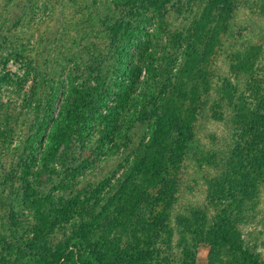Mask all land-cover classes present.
<instances>
[{
	"label": "trees",
	"instance_id": "1",
	"mask_svg": "<svg viewBox=\"0 0 264 264\" xmlns=\"http://www.w3.org/2000/svg\"><path fill=\"white\" fill-rule=\"evenodd\" d=\"M93 1L105 48L78 44L61 83L47 68L43 98L0 112L19 151L0 166V264H264L239 227L264 184L261 21L238 26L241 0ZM200 118L224 144L202 143ZM196 176L206 203L181 204Z\"/></svg>",
	"mask_w": 264,
	"mask_h": 264
},
{
	"label": "rangeland",
	"instance_id": "2",
	"mask_svg": "<svg viewBox=\"0 0 264 264\" xmlns=\"http://www.w3.org/2000/svg\"><path fill=\"white\" fill-rule=\"evenodd\" d=\"M102 5V2L96 4L93 0H0V55L11 56L7 62H2L5 58H0V112L4 114L10 110L9 112L13 113L15 106L24 102H28L27 106H30L32 98H43L47 92L38 85V79L41 75H45L47 68L51 72L50 77L60 78L57 82L61 83L65 78L62 67L70 59L68 53L78 48V44L85 46L89 40H94L99 41L102 49L105 48L103 41L105 33L101 34L103 27L92 20L96 10L103 9ZM263 7L264 0H241L238 26L244 28L247 25L244 21L252 15L257 21H261L257 24L258 27L264 26ZM88 38L91 39L88 40ZM261 38L253 39L254 44L260 47L253 49L256 51V59L251 63L253 74L257 77L264 70V37ZM7 51L8 54H6ZM231 51L232 48L229 47L220 59V66L225 62L224 69L229 68L227 63L232 61ZM217 72L218 70L216 75H218ZM230 76L234 78L235 75L230 74ZM218 88L217 85L214 91L217 98ZM62 90L58 93L59 100L55 103L56 111L60 105V99L63 98ZM211 105L210 103L209 106ZM225 128L224 122L210 118H200L196 124L198 138L204 145L224 144L222 135L226 133ZM15 129L17 130V127L14 128L11 122H5L4 118H0V132L5 131L7 135V132ZM7 141L8 143L0 142V166L3 164L9 168L10 163L17 161L19 151L15 149L17 141L9 136ZM187 179L188 177H184L185 181ZM195 182H199L200 185ZM191 183L190 186L181 187L184 192L180 203L186 204L189 201L206 203L203 176L201 178L196 176V180H191ZM260 188L258 205L251 213L252 215L245 218L239 227L243 233V239L251 250L264 258V184ZM2 223L0 218V226H3ZM3 240L0 238V249L3 247ZM198 259L202 264L209 263L206 249H200Z\"/></svg>",
	"mask_w": 264,
	"mask_h": 264
}]
</instances>
